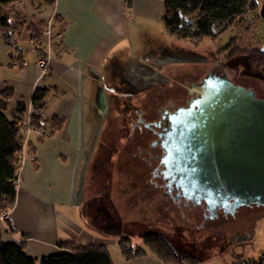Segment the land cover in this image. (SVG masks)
<instances>
[{
    "label": "rangeland",
    "instance_id": "1",
    "mask_svg": "<svg viewBox=\"0 0 264 264\" xmlns=\"http://www.w3.org/2000/svg\"><path fill=\"white\" fill-rule=\"evenodd\" d=\"M263 8L264 0H258L257 10L248 15L254 23L251 34L233 30L217 41L198 42L169 34L162 3L153 22L144 23L131 41L134 46L129 53L116 54L101 71L89 97L93 103L92 141L81 169L82 183L76 187L81 197L74 214L82 229L104 240L115 264L124 258L119 245L122 238H129L133 247H144L143 238L149 233L161 236L177 254L198 258L199 264H232L244 250L248 261L261 258L264 231L256 232V226L264 219V206L244 207L234 218L221 216L205 223L195 209L179 207L152 186L133 180L135 165L124 151L129 131L124 132L128 126L121 118L134 108L128 107V101L139 102L137 106L141 104L143 109L155 100L179 97L187 86L215 69L234 85L251 88L264 99L260 69L246 56L227 60L222 52L238 36L243 47L264 50ZM154 87L160 90H152Z\"/></svg>",
    "mask_w": 264,
    "mask_h": 264
},
{
    "label": "crops",
    "instance_id": "2",
    "mask_svg": "<svg viewBox=\"0 0 264 264\" xmlns=\"http://www.w3.org/2000/svg\"><path fill=\"white\" fill-rule=\"evenodd\" d=\"M164 1H17L16 6L25 12L26 25L15 48L0 41V96L6 90L13 95L7 115L12 117L22 105L23 117H30L35 91L46 88L49 96L44 118L65 119L63 129L43 142L39 141V132L25 135L24 152L28 154L29 146L35 147L36 163L26 156L16 203L9 218L0 219L3 239L25 243L29 257L40 259L65 252L67 249L60 245L70 241L106 246L102 238L82 229L74 214L81 197L76 187L82 183L81 169L92 141L93 103L89 97L101 71L116 54L122 57L129 53L134 46L131 41L138 37L144 23L155 19L156 9ZM41 23H51L55 32H62L61 45L51 52L47 74L37 65L39 54L31 43L30 28ZM262 222L264 219H259L256 232L264 231ZM260 252L262 258L264 247ZM112 261L115 264L113 258ZM119 264L162 262L149 253L129 261L123 258Z\"/></svg>",
    "mask_w": 264,
    "mask_h": 264
},
{
    "label": "trees",
    "instance_id": "3",
    "mask_svg": "<svg viewBox=\"0 0 264 264\" xmlns=\"http://www.w3.org/2000/svg\"><path fill=\"white\" fill-rule=\"evenodd\" d=\"M18 0H0V41L11 48H15L26 25L25 12L17 8ZM258 8V0H165L163 22L169 34L179 40L217 41L228 31L241 34L252 33L254 26L248 15ZM264 21V8L261 11ZM48 23H41L30 28L31 40L41 46L38 54L46 49L43 31ZM53 30L52 50L61 45L62 32ZM241 37L233 38L227 47L222 49L227 60L239 56H246L249 63L258 67L264 77V50L259 48H245L241 44ZM51 73H48L50 75ZM47 75V76H48ZM48 89H37L32 98L33 112L30 116L32 131L42 132L39 141L55 135L61 131L65 119L55 116L46 120L40 115L48 105ZM13 95L6 90L0 96V216L9 212L16 203L17 187L22 167L21 157L25 149V135L20 131L19 122L25 113V107L20 106L17 112L7 115L9 101ZM47 124L48 125L47 127ZM29 155L36 163V149L29 146ZM65 245V246H64ZM122 254L126 260H133L153 254L162 264H199L200 260L193 256L179 255L161 236L149 233L143 238L144 247H133L129 238L119 241ZM60 246L67 251L40 259L29 257L25 250L26 244H16L3 239L0 230V264H113L111 255L103 245H83L70 241ZM232 264H264V256L258 261L245 260L243 254H237Z\"/></svg>",
    "mask_w": 264,
    "mask_h": 264
},
{
    "label": "water",
    "instance_id": "4",
    "mask_svg": "<svg viewBox=\"0 0 264 264\" xmlns=\"http://www.w3.org/2000/svg\"><path fill=\"white\" fill-rule=\"evenodd\" d=\"M195 90L198 107L183 113L191 122L182 119L189 124L178 136L182 184L210 210L264 206V99L225 74L210 73Z\"/></svg>",
    "mask_w": 264,
    "mask_h": 264
},
{
    "label": "flooded vegetation",
    "instance_id": "5",
    "mask_svg": "<svg viewBox=\"0 0 264 264\" xmlns=\"http://www.w3.org/2000/svg\"><path fill=\"white\" fill-rule=\"evenodd\" d=\"M212 73L224 74L219 69L213 70ZM207 76H203L187 86L185 94L179 95V97L155 100L144 106L143 109H141V104L137 106L139 102L137 105L133 100L125 102L129 104L128 107L134 108H129L132 111L128 117L121 118L128 126L124 132L129 131L124 151L135 165L136 177L133 180H139L146 183L147 186H152L179 207L184 205L189 209H195L197 216H202L205 223L210 220H220L221 216H224L225 219L234 218L244 208H233L231 204L227 206L223 204L210 210L205 200L195 199V195H192L188 187L182 184L186 175H183L182 172V158L178 160L179 157L176 154L180 139L178 136L183 129L182 119L185 118L191 122V116L183 115V113L193 110L194 107L197 109L196 103L200 100L201 95L196 92L195 87L201 85ZM152 90L160 89L154 87ZM189 122L186 120L184 123L186 127Z\"/></svg>",
    "mask_w": 264,
    "mask_h": 264
},
{
    "label": "built area",
    "instance_id": "6",
    "mask_svg": "<svg viewBox=\"0 0 264 264\" xmlns=\"http://www.w3.org/2000/svg\"><path fill=\"white\" fill-rule=\"evenodd\" d=\"M43 39L46 41V49H44L43 52H41L39 54V59L37 61V65L43 69V71H45V73L47 74V69L49 68V59L51 56V52H52V48H51V43L53 41V30L51 27V23H48V26L46 29H44L43 31V35H42ZM60 37H58L59 39ZM31 43L33 44V46L37 49H41V46L34 43V41L31 40ZM42 116H44V113L40 114ZM20 125V131L21 133H23L24 135H27L29 132H31V128H30V117L28 118H22V120L19 122ZM26 156L22 155L21 157V162L22 164L24 163ZM9 218V212H3L0 216L1 220H7Z\"/></svg>",
    "mask_w": 264,
    "mask_h": 264
},
{
    "label": "bare ground",
    "instance_id": "7",
    "mask_svg": "<svg viewBox=\"0 0 264 264\" xmlns=\"http://www.w3.org/2000/svg\"><path fill=\"white\" fill-rule=\"evenodd\" d=\"M39 133H42V132H39Z\"/></svg>",
    "mask_w": 264,
    "mask_h": 264
}]
</instances>
